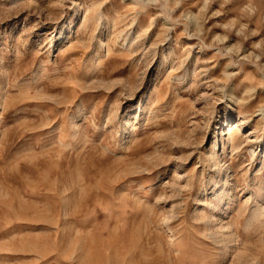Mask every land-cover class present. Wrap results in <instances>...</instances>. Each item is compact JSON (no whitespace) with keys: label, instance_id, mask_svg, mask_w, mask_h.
<instances>
[{"label":"rangeland","instance_id":"1","mask_svg":"<svg viewBox=\"0 0 264 264\" xmlns=\"http://www.w3.org/2000/svg\"><path fill=\"white\" fill-rule=\"evenodd\" d=\"M0 264H264V0H0Z\"/></svg>","mask_w":264,"mask_h":264}]
</instances>
